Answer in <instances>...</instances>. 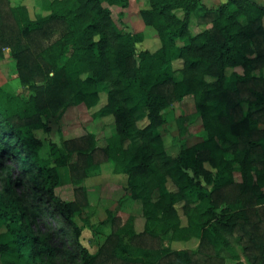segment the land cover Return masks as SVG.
Instances as JSON below:
<instances>
[{
	"label": "trees",
	"instance_id": "16d2710c",
	"mask_svg": "<svg viewBox=\"0 0 264 264\" xmlns=\"http://www.w3.org/2000/svg\"><path fill=\"white\" fill-rule=\"evenodd\" d=\"M127 4L49 0L45 13L31 18L24 5L0 0V49L10 48L16 78L31 91L23 99L0 85V264H264V6L253 0H220L214 8L200 0H146L138 14L158 39L150 51L136 50L141 35L123 32L112 19L109 6ZM196 11L199 29L192 32ZM177 40L176 80L166 53ZM64 88L87 109L104 97L91 114L109 116L113 127L103 147L89 132L61 137V155H75L69 174L79 180L88 167L99 170L108 161L113 174L125 176L131 199L139 196L136 179L162 187L142 202L140 231L133 216L122 224L113 216L94 253L80 244L74 221L86 204L82 188H74L73 200L61 199L54 189L64 158L45 163L36 155L44 139L35 133L49 131L47 106ZM186 96L194 100L206 137L169 155L157 131L161 111ZM142 108L145 123L138 126ZM126 141L137 143L131 149ZM97 150L101 161L94 159ZM82 222L95 232L100 225ZM163 236L195 238L197 245L165 249Z\"/></svg>",
	"mask_w": 264,
	"mask_h": 264
},
{
	"label": "rangeland",
	"instance_id": "374dc122",
	"mask_svg": "<svg viewBox=\"0 0 264 264\" xmlns=\"http://www.w3.org/2000/svg\"><path fill=\"white\" fill-rule=\"evenodd\" d=\"M10 6L22 4L27 8L29 17H37L45 13L46 5L49 0H7ZM220 1V0H219ZM213 5V4H211ZM146 6V0H128L126 7L110 5L112 19L118 28L123 32L130 34H139L141 38L135 41V49L154 50L158 45V39L154 30L142 23L138 14V10ZM198 11L193 13L190 19L189 27L192 32H196L199 27L195 23V16ZM263 26H264V21ZM208 27V24H205ZM181 45L180 41L175 42V46L168 49L166 56L171 61L174 70L173 78L179 79L180 75L177 71L180 67V60L176 57V50ZM240 71L239 68L235 69ZM0 85H3L7 91L17 94L23 99L31 94L26 85H20L16 78L15 62L11 56V50L8 47L0 49ZM104 101V97L93 108L87 109L83 104H74L70 92L64 88L58 96H56L47 106V123L49 131L43 133L36 131V136L44 139L41 147L36 149V155L45 163H51L58 160L59 156L64 158V164L57 167L59 183L55 187L54 192L61 199L71 201L77 197L74 192L75 187L83 190L86 204L78 208L74 214V221L80 227V235L78 240L88 252L94 253L99 245L103 242L108 233V225L111 217L119 219L120 224L127 217L133 216V226L136 231H140L143 225V207L142 202L145 200H153L161 191L162 187L158 186L151 178L136 179L134 181L138 192L137 199H131L126 195L125 176L122 174H113L110 171V163L104 162L100 164V169L96 166L88 167L85 170V176L79 180H75L69 174L68 165L75 160L74 153L63 154L64 151L59 142L61 137H72L85 134L87 132L94 135V143L97 147L105 146L110 140L113 133L112 121L109 116L97 117L91 113L99 107ZM146 109L142 108L137 115L138 126L145 123ZM163 123L157 127V131L162 138L165 151L169 155H174L181 147H188L206 137V131L201 125L199 113L194 106V100L190 96L183 97L181 100H175L161 111ZM47 140L51 144L46 143ZM135 142H125V145L133 149ZM96 161L103 160L102 154L97 150L94 154ZM238 179L237 175H234ZM1 187V181H0ZM165 187L173 190L170 181H166ZM205 202L200 203L203 207ZM178 215L181 223H185V217L182 213V202L176 203ZM88 219L90 225L100 223L95 231L84 226L82 219ZM88 223V224H89ZM0 230L2 226L0 225ZM98 230V231H97ZM162 245L165 249H193L197 245L195 238L186 241H171L168 237H162ZM235 249H238L235 247ZM128 251H132L128 248ZM239 249L237 250V252ZM220 254L227 258L228 252L222 250ZM149 258V257H148ZM145 258V259H148ZM243 261V257L239 256ZM150 260V258L148 259ZM232 262V261H229ZM56 264H71L62 260H58Z\"/></svg>",
	"mask_w": 264,
	"mask_h": 264
},
{
	"label": "crops",
	"instance_id": "0c3cea01",
	"mask_svg": "<svg viewBox=\"0 0 264 264\" xmlns=\"http://www.w3.org/2000/svg\"><path fill=\"white\" fill-rule=\"evenodd\" d=\"M259 5L264 6V0H253ZM200 2L206 7V8H214L218 5L220 2L219 0H200ZM213 4V5H211Z\"/></svg>",
	"mask_w": 264,
	"mask_h": 264
}]
</instances>
